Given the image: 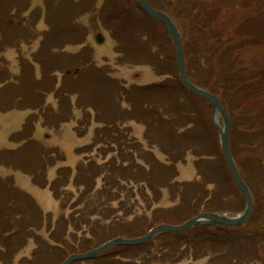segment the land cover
<instances>
[{
  "label": "trees",
  "instance_id": "1",
  "mask_svg": "<svg viewBox=\"0 0 264 264\" xmlns=\"http://www.w3.org/2000/svg\"><path fill=\"white\" fill-rule=\"evenodd\" d=\"M18 1L0 0V44L4 43L5 48H18L21 42L30 43L36 37L3 36L4 33L18 32L11 29V25L7 24L6 20L9 16L21 22V34L26 33V31L31 32L30 27L35 24L27 21L26 14L23 15V11H26L23 6L28 5V3L22 2L20 8ZM108 1H112L113 6L110 9L104 8ZM148 1L156 8L170 12L180 23L184 30V46L188 36H192V40L196 42V47L205 46L203 53L209 54L207 56L210 63L209 67L205 68L196 62L194 77L186 62L188 75L194 83L216 94L230 113L233 122L230 139L237 132L236 130H239V134H246L248 144L246 147L242 144L247 153L246 159L241 150L240 155L242 156L233 150L232 143L231 152L246 183L249 185L252 182L254 188L263 192L259 194L251 189L258 207L254 206L251 217L242 227L206 228L196 226L184 232L169 233L179 237L196 229L209 235L220 231H237L243 227H249L254 229L253 232L249 235L242 234V236L247 235L248 241L260 245L264 243V181H258L260 172L264 176V0ZM136 4L148 21H155L165 28L161 22L146 14L137 1ZM44 9L47 11L49 28L43 34L49 36H40L38 48L30 56L34 59L30 60L24 54V56L19 54L22 66L21 63H18V66H21L22 71L16 74L8 67L9 62L0 57V112L15 109L32 110L21 129L9 136L10 141L21 143V145L15 149H0V165L29 174L33 182L42 187L49 186L54 197L60 201L63 210L67 207L68 201L71 200L70 196H74L73 191L67 188L71 181L77 193V201L72 204V207L75 208L79 203H82L83 210L71 213L67 219H64V214L61 217L63 222L65 220V226H69L71 222L77 230L80 228L79 218L78 220L76 218V213H78L83 219V224H87V230L84 231L85 235L81 236H78L74 230L71 238L58 234L53 243L45 242L36 245L34 250L36 254L33 253L31 258L25 257L23 264H59L70 253L87 251L119 235L140 236L157 224L181 223L204 210H239L238 201L236 204L234 200L229 198L234 197L237 193L242 199L244 197L225 165L218 142V132L211 121L210 104L206 99L188 91L180 81L176 66L175 47L168 32L169 42L173 50V76L170 75L168 64L164 62L168 59L165 45L162 49L160 48L155 39L156 35L144 30L142 26L144 18L138 16L133 8L126 6L124 0H105L101 11L95 7V0H44ZM88 9L93 12L94 21L95 15L100 11L99 20L112 34L111 37L118 42L116 52L119 55H126L128 62L133 64H147L153 68L152 70L156 75H166V78L155 84L149 83L128 88L124 82L113 79L108 69L95 64L92 49L88 44L82 48L87 55L83 61H79L75 55L65 51L67 45H78L86 42L87 36H80V34L87 33V28L78 21L83 12ZM255 13L256 15L258 13L263 14L255 15L256 17L253 18ZM32 16L39 17V10H34ZM214 17H230L227 29L231 26L242 29L241 37H229L224 42L216 40L214 45H207L206 42L209 44L210 41L208 40L209 37L206 36H212L208 29L211 27V20ZM130 18H134L135 22L130 23ZM117 23H120L121 33L116 31ZM135 34L136 36H134ZM154 42L157 43L158 49L157 47L153 49ZM70 61H75L76 66L79 67L77 76L69 78L64 74L62 84L56 87L57 77L54 72L56 70L62 72L67 69ZM34 63L39 65L37 73L34 70ZM86 76L88 83L84 86L83 81ZM169 80L176 81L185 93L183 97L179 95L183 107L175 112L169 111V105L175 108L180 105V101L176 95L172 98L173 94L178 92L171 88ZM106 88H110V90L105 91ZM116 88L118 91L116 97L110 98V93ZM52 91H55V95L59 99L57 108L46 103V98ZM72 95L76 96V102L79 104L77 107L81 109L80 105H82L84 111L83 118L78 122V125L82 126V130L81 127L76 128L78 135L83 136L87 131V126L92 121L99 123L100 125L95 128L93 144L90 147L100 143L110 146L112 143H117V155L112 156L104 163H99L97 156L87 157L86 161L82 160L76 164L74 173L69 166L59 167L55 179L49 182L46 171L48 165L54 166L56 164V158L52 155L54 149L45 148L44 145L35 140V123L40 120L43 125L57 128L60 123L70 120L73 108ZM165 98L167 100H164ZM193 99H196L194 107L190 104L194 102ZM197 99L205 103L207 113L201 108L202 105ZM124 102H127L126 105H123ZM187 104L189 108L186 106ZM131 120L144 124V139L147 142V147H144L143 143L132 135L130 126L129 128L124 126L126 122ZM199 126L205 129L202 131L203 134L208 135L210 133V149L213 155L215 154L214 151L219 152L226 169V174L222 175L221 180L211 170V167L205 169L200 175L201 178L207 177V174L212 172L209 177L215 179L216 183V188L212 191L213 196L219 201L221 198L225 200L224 205L208 204L209 202L203 204L202 201H199L203 196L197 199L196 194H204L207 188L202 185L200 179H196V181L187 184L189 187L194 183L197 185L191 190L184 189V201L182 202L181 199L179 206L171 208L154 207L151 210V217L143 215L144 220H147L145 223L137 221V223L134 222L125 228L122 220L132 211V203L129 202V199L133 194L128 195V187L132 190V187L135 186L136 190L139 191L142 185H148L155 193L159 194L163 186L174 183L173 180L178 173L176 161L180 158L185 159L186 154L198 156L197 153L204 147L198 140L200 136L202 137L201 131L197 128ZM178 138L182 141L179 142ZM153 147L159 148L165 155L166 161L157 158L152 150ZM76 150L78 153H82L81 148L78 147ZM206 156L210 158V154ZM59 157L58 159H62L61 155ZM199 159H204V157L198 156L197 160ZM35 160L37 163L34 164ZM249 160H251L250 163ZM12 179L11 176H0V187H2L0 193L3 195L0 201L2 204L0 241L4 239L2 243L5 245L0 248V258L5 263L13 258V252H17L25 245L20 242L22 238L27 239L28 236L41 238L40 236H42L37 234V229L41 228V218L36 205L32 209L28 206L27 210L19 211L18 219L16 214H13L17 209L14 212L9 207H5L10 204L9 201L15 199L12 192L14 188ZM99 180H101L100 183ZM131 182L133 184L128 186ZM200 185L201 191H199ZM249 187L251 188V185ZM18 192L21 191L18 190ZM22 196H20L21 199L33 201L28 194ZM158 199L159 196L151 200L145 208L150 210L151 204L157 202ZM123 210L125 213L120 214L119 212ZM14 221V226L19 225L20 230L17 232L14 230L12 232ZM61 224L59 223L57 226ZM14 240L19 241L16 249H13ZM223 241L220 246L224 248L228 240ZM131 247H110L97 258L91 259L90 263H95L99 258L108 257L113 253L122 252L118 249ZM112 249L114 251L107 252ZM261 251L264 252L263 246ZM49 252L53 253L51 259L47 257ZM218 253H215L218 257L226 255ZM61 254L63 256H59ZM250 256L264 263V254L257 255L258 259L254 254ZM242 262L241 255L238 257L231 256L230 262L227 258L228 264H242ZM74 263L76 262L72 264Z\"/></svg>",
  "mask_w": 264,
  "mask_h": 264
},
{
  "label": "rangeland",
  "instance_id": "2",
  "mask_svg": "<svg viewBox=\"0 0 264 264\" xmlns=\"http://www.w3.org/2000/svg\"><path fill=\"white\" fill-rule=\"evenodd\" d=\"M22 2L28 3V5L23 6L24 8H26V11H23V13L26 12L27 21H31L35 23L33 24V27H30L32 35L36 36L35 39L31 42L33 46L32 49L30 50H33L35 49V46L37 47V45L39 44V37L37 36H42L40 34L47 32L46 29L49 28V24L47 23V11H45L43 16L40 18V16L42 15L41 8L44 5L43 0H19L18 1L19 7L22 5ZM111 2L112 1H108V3L104 6V8L110 9L113 6ZM104 3L105 0H95V7L99 8V10L101 11ZM124 4L126 6L133 8L134 12L138 14V16L144 18L142 22V26L144 30L150 31L152 35H156L155 39L160 45V48L162 49V47L165 45L168 59H166L164 62L168 64L170 68L169 71L170 75L173 76L174 74V70L172 68L173 50H172V45L169 42V37L165 28H163L159 23L155 21H148L147 17H145L144 14L139 10V7L137 6L135 0H124ZM34 10H39L40 13L39 17L35 18L34 16H32ZM99 10L97 9V11ZM100 11L97 12V14L95 15V21L93 20V13L89 9L86 10V12L79 18V21L87 28V43L90 45V48L92 49L93 60L95 64L108 69V72L113 79L119 82H124L125 84H127L126 86H128V88L131 86H141L149 83L155 84L156 82H160V80L166 78V75H156V73L152 70L153 68L151 66L147 64L130 63L128 62V57L126 55H119L116 52V46L118 45V42L111 37L112 34L105 28L103 23L99 20ZM260 14L263 13H258L257 15L256 13L253 14V18ZM211 21H212V25L208 30L212 36H206L209 37L208 40L210 41L209 44L208 42H206L207 45H214L216 40H220V42H224L229 37L239 38L242 35V29H238L234 26H231L230 28L227 29V26L230 23V17H220V18L214 17L212 18ZM129 22L134 23L135 19L130 18ZM177 23L183 34L184 30L182 26L180 25L179 22ZM25 26L27 29L26 24ZM115 28L118 33H121L122 29L120 23H117ZM99 30L102 31L104 34V41L101 44L95 41V34ZM186 30L188 31L187 27ZM31 32L26 31V33H22V34L25 38ZM134 36H136V34ZM22 45L24 44L20 43V47L25 52V55L31 56V53H29L30 50L28 49L26 50L25 45L24 46ZM133 45L135 46L134 43ZM80 46L81 45L68 46L66 50L68 52L75 54L78 53V51L80 50ZM152 47L153 49H155L157 47V43L154 42ZM199 48L201 49V51ZM199 48L196 47V42L192 40V36H188V40L186 41V44L184 46L185 59L194 77L196 74V62L200 63L205 68H208L210 65L209 61L207 60L208 59L207 56H209V54L203 53V51L205 50V46L203 47L199 46ZM4 56L9 60L10 64L8 65V67H10V70L16 74L21 73L22 63L20 62V60H18V51L14 49L12 50L9 49L4 53ZM28 59L33 60L34 58L29 57ZM18 63L19 64L21 63L20 64L21 66L20 65L18 66ZM34 66H35L34 70L37 73L39 71V65L37 63H34ZM200 74L202 75L203 73ZM201 75L200 77H202ZM57 76L59 81H61L62 78L61 73H58ZM87 83H88V77L86 76L83 81L84 86H86L85 84ZM169 83L171 85V88L178 92L176 94H173L172 98L176 95L178 96V99L180 101V105L176 106L175 108H172L169 105V111L175 112L183 107V102L179 98V95L183 97L185 93L181 89L179 84L176 83V81L169 80ZM109 90L110 88L105 89V91H109ZM117 93L118 91L116 88L110 93L109 97L110 98L116 97ZM164 100L167 99L165 98ZM193 100L194 102L190 103L192 104V107H194L193 105L196 103V99ZM197 100L202 105L201 108L205 110L207 113V107H205L206 106L205 103L200 101L199 99ZM47 101L52 103L55 107L58 105V100L55 99L53 95L48 96ZM72 101L74 104L72 108L71 118L69 121L61 123L57 128L49 127L47 125H41L39 122L35 123L34 137L38 139L42 145H44L43 147L54 149L52 155L54 156V158H56V165L48 169V175L50 179L54 178L55 171L57 169V164L58 165L61 164L62 166L68 165L69 167H72L74 169L76 163L78 162L77 160L83 159L84 161H86V159L84 158L86 156L92 155L85 152L88 150L89 143L91 142V138L93 136V126L89 129L88 133L84 137L78 135L76 128L81 127L80 129L82 130V126L78 125V120L83 118L84 111L82 105H80L81 109L77 107L79 104L76 102L74 96L72 97ZM126 103L127 102H124V104ZM186 106L188 107L189 105L187 104ZM30 112L31 110L28 111L10 110L8 112H0V149L14 146L13 144L14 142H11L9 140V136L11 133L19 131L21 129L24 120L26 119V117ZM91 112L93 114V111ZM128 125L132 128V135L139 136L141 134L142 128L140 125H137L134 121L129 122ZM197 128L199 131H201V133L203 130H205L201 126ZM236 131L237 132L233 134V136L230 139V146L232 143L233 150H235L239 156H242L240 155L242 151L246 159L247 153L243 148V145L245 147L247 146L248 138L246 134H239V130ZM178 140L179 142L182 141V139L180 140L179 138ZM198 140L202 143V146L204 147L201 148V150L199 151V153H197V155L199 157H204V159L197 160L198 156H196L195 154L194 155L186 154L185 159H181V158L178 159L176 162H180V163L178 164L177 167L178 173L175 175L174 178V180L176 181L172 184L170 183V185L163 186L159 194L155 193V191L152 190L148 185H142L139 191L136 190L135 186L132 187V190H130L128 187V195L131 193L133 194V196H131V198L129 199V202L132 203L131 206L132 211L130 214L126 215V217H124L122 220L124 222L123 225L125 228H127V226L129 225L134 224V222L137 223V221L138 222L141 221L142 223H145L147 220L146 221L144 220L143 215L151 217V213H152L151 210L154 207L171 208L173 206H177V205L179 206L181 203V199L182 202L184 201V197H183L184 189L188 188L191 190L192 188L193 189L196 188L194 184L191 185L190 187L187 186V184L195 177L200 178L202 185L205 188H207V191L204 194L201 195L200 193L196 194L197 199H200L203 196L199 201H202L203 204L209 202L208 204L224 205L223 203L226 202L225 200L221 198L219 201L215 198V196H213L212 191L216 188V183L214 181L215 179H211L209 177V174L212 175V172H209V174H207V177L209 178L205 176L201 178L200 175L201 172H203L205 169L207 170L208 167H211V170L215 174H217L221 180L222 175L226 174V169L224 168V161L219 155L218 151H214L215 154L213 155V152L209 146L210 133H208V135L202 133V137L200 136ZM85 144L86 147L82 149V153H78L76 151V148L80 146H84ZM59 149L61 153L65 154V155L61 154L62 156H64L63 160L58 159L60 158ZM173 149L175 148L173 147ZM153 151L157 156L160 154L159 156L163 158V160H165L166 158L165 155L159 151L158 147H153ZM92 152L93 153L99 152L98 159L103 160L104 162H107L110 157L109 154L107 155L105 148L101 150L93 149ZM207 154H210L211 159L206 156ZM250 162L251 160H249V163ZM35 163H37V160H35L34 164ZM49 166L50 165H48L47 168ZM8 175H14V177L16 178L15 185L21 188V190H23L18 194L19 196L22 195L24 196L25 194L29 193L36 201V202L34 201L29 202L28 200L22 205H20L18 207V210L21 212L27 210L28 206H30V208L32 209L33 206L39 205V207L43 209L44 213H49L50 211H52L50 212L51 213L50 218L52 220V224L54 226H57L62 220L60 217L61 212H63V214L67 215L68 216L67 218H69L71 213L77 212V210H83L82 203H79V205H77L73 209L70 208L71 204L77 201V194H76L75 196H70L72 200L68 201L69 207H67L64 211H61L62 206L60 201L55 200L47 188H39L35 186L31 182L30 177L22 171H13L7 166L0 165V176H8ZM158 175L160 177L159 173ZM258 181H264V176L261 172ZM100 182L101 180H99V183ZM132 184L133 182H131L128 186ZM249 185H251L250 189L257 191L259 194L263 193L262 191H258L256 188H254L252 186V182ZM199 191H201V185ZM191 193H193V191H191ZM157 196H159L158 201L153 202V204H151L150 210L146 209L145 206L151 200L155 199ZM2 198L3 196L1 197V200ZM229 199L234 200L236 204L238 201L237 207L239 209V210H229V211L241 212L244 209L245 207L244 199H242L238 193L237 195ZM15 201H19V198H15ZM254 206L256 208L258 207V203H256V200L254 201ZM123 211H120L119 213L124 214L125 210ZM76 214H77L76 217L77 220L79 218V225H80V228H78L77 230H76V226L74 224L72 225L71 222L69 226H65V220H64V222L60 226H58L57 228L54 227L57 230L51 232L53 228H49L48 223L44 221V225L42 226V228L40 230H37V234L42 235L40 236L41 238L32 237L29 240L23 239V243L26 244L27 246L24 247L22 250L18 251V253L14 256V259H12L10 262L5 263L3 260L2 261L0 260V264H23L21 262L25 257L31 258L33 253L36 254V251L34 252L35 250L34 247L36 245L43 244L45 242L53 243L56 240L58 234L70 237L72 232L76 230L74 232H76L78 236H81L83 234L85 235L84 231L87 230V224H83L82 222L83 219L80 218L81 215L78 213ZM253 230L254 229L249 227H243L241 230H237V231L225 230V231H220L216 234L208 235V234H203L199 230L194 229L188 231L185 235L183 234L180 235L179 237H176L169 232H165L158 235L155 240L153 241L151 240L145 243L146 246L137 245V246H132L131 248L128 249L127 248L118 249L121 250L122 252L113 253L108 257L99 258L96 262L94 261L95 263H90L91 262L90 260H85V261L81 260V261H75L76 263L74 264H206L212 262L228 264L227 258L229 259L230 262L231 256L238 257L239 255H241V258L243 260L242 264H264L261 263L260 261H257L254 257L250 256L251 254H254L258 259L257 255H263L264 252L261 251V247L262 246L264 247V243H261L260 245L255 244L248 241L247 235L242 236V234L249 235L251 232H253ZM215 240H220V241H215ZM223 240H228L226 241V246L224 248L220 246V244L224 242ZM111 251H114V249L109 250L107 252L109 253ZM230 251L234 252L235 254H232ZM215 253L226 254V255L222 257H218ZM51 254L53 253L51 252L48 253L47 255L48 259L52 258ZM63 254L59 256H63ZM50 264H54V263H50Z\"/></svg>",
  "mask_w": 264,
  "mask_h": 264
},
{
  "label": "water",
  "instance_id": "3",
  "mask_svg": "<svg viewBox=\"0 0 264 264\" xmlns=\"http://www.w3.org/2000/svg\"><path fill=\"white\" fill-rule=\"evenodd\" d=\"M142 9L151 17L161 21L167 28L175 45V56L178 75L183 85L191 92L204 97L211 106V118L212 122L218 130L219 144L226 162V165L231 173V176L245 198V208L241 212H219V211H204L200 212L192 218L186 220L181 224L173 223H161L151 228L147 233L135 238H127L118 236L107 240L96 248L90 249L86 252L71 253L60 264H70L76 260L91 259L98 256L101 252L111 246L117 245H138L147 242L154 236L159 235L165 231L180 232L187 230L193 226L200 225L205 227L213 226H233L239 227L245 224L250 215L252 214L254 207V199L250 188L241 177L236 162L230 151L229 138L231 133L232 120L228 111L222 105L217 95L206 90L203 87L193 83L186 71L185 58L183 50V36L182 32L172 18V16L164 11L154 8L148 0H137ZM96 40L100 43L103 42L104 37L101 33L96 35ZM219 117L222 123L219 122Z\"/></svg>",
  "mask_w": 264,
  "mask_h": 264
}]
</instances>
